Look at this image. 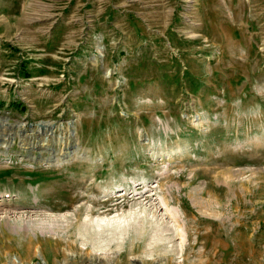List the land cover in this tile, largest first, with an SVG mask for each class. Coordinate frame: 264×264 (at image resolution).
Listing matches in <instances>:
<instances>
[{"label": "rangeland", "instance_id": "rangeland-1", "mask_svg": "<svg viewBox=\"0 0 264 264\" xmlns=\"http://www.w3.org/2000/svg\"><path fill=\"white\" fill-rule=\"evenodd\" d=\"M2 138L0 264H264V0H0Z\"/></svg>", "mask_w": 264, "mask_h": 264}, {"label": "bare ground", "instance_id": "bare-ground-1", "mask_svg": "<svg viewBox=\"0 0 264 264\" xmlns=\"http://www.w3.org/2000/svg\"><path fill=\"white\" fill-rule=\"evenodd\" d=\"M11 140H12V139H11ZM8 142H9V141H8L7 139L2 138V139L0 140V145L3 146V147H7V146H8ZM221 180H222V178H221ZM164 202L167 203L166 200H164ZM95 210H96V209H92L90 213H94ZM75 212H76V213H77V212L79 213V210H76ZM47 230H48V229H47L46 227H42V231H43V232H45V231H47ZM75 257H76L75 252H73V251H72V252H69L66 256L63 257V259H62V260H63V263H64V264H67L70 260H72V259L75 260ZM102 257H103V256L97 258L96 262H103ZM87 258H89V260L92 259L91 256H90V257L87 256ZM70 263H71V261H70ZM71 264H72V263H71Z\"/></svg>", "mask_w": 264, "mask_h": 264}]
</instances>
